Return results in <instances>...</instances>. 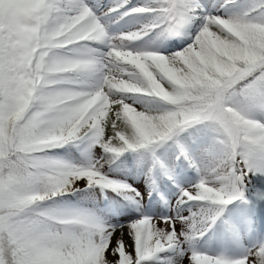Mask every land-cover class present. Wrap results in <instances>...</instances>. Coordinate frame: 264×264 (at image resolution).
Instances as JSON below:
<instances>
[{
	"label": "snow or ice",
	"instance_id": "6c2138e0",
	"mask_svg": "<svg viewBox=\"0 0 264 264\" xmlns=\"http://www.w3.org/2000/svg\"><path fill=\"white\" fill-rule=\"evenodd\" d=\"M0 264H264V0H0Z\"/></svg>",
	"mask_w": 264,
	"mask_h": 264
}]
</instances>
